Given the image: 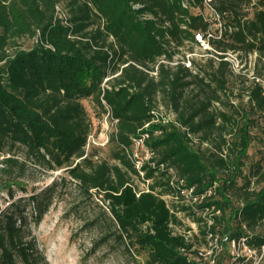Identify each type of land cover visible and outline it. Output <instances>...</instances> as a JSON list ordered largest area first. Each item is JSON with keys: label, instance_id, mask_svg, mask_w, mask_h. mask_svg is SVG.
I'll use <instances>...</instances> for the list:
<instances>
[{"label": "trees", "instance_id": "trees-1", "mask_svg": "<svg viewBox=\"0 0 264 264\" xmlns=\"http://www.w3.org/2000/svg\"><path fill=\"white\" fill-rule=\"evenodd\" d=\"M64 1L68 14L60 17ZM26 36L35 39L31 47L9 52ZM205 45L210 56L202 63L195 49ZM234 54L243 73L233 85ZM84 99L105 112L108 106L118 119L108 142L115 145L113 164L98 156L99 147L87 150L92 122ZM160 106L175 112V122L145 129ZM143 130L151 133L157 163L144 165V177L124 148ZM2 156L0 189L12 199L29 161L64 168L85 195L103 203L116 228L111 236L145 252L146 264H205L190 254L191 236L176 232L179 212L201 226L205 243L223 226L230 241L246 238L262 252L264 0H0ZM161 163L194 188L189 197ZM134 176L147 188L139 189ZM54 185L0 209V264H50L29 238L30 217L43 219L52 204L44 196ZM194 197L200 201L191 204Z\"/></svg>", "mask_w": 264, "mask_h": 264}, {"label": "rangeland", "instance_id": "rangeland-1", "mask_svg": "<svg viewBox=\"0 0 264 264\" xmlns=\"http://www.w3.org/2000/svg\"><path fill=\"white\" fill-rule=\"evenodd\" d=\"M66 4L64 1L58 6L57 10L60 17H65L68 14V10L65 8ZM194 12H197V10H194ZM34 43L35 39L32 37H22L16 40V45L15 42L11 43L9 52L15 51L18 46L29 48ZM206 46H196L195 49L196 56L202 63H205L206 58L210 56L205 50ZM231 59L235 63L239 61V66L234 64L235 75L232 76V84L234 85L236 80L240 79L237 77L238 74L243 73L241 69L243 65L240 64V59L235 54L231 56ZM256 59L257 54H251L248 59L250 68L248 76L250 78H253V65ZM245 64L246 61H244ZM82 102L91 118V133L98 140L104 142L103 133H113L112 120L107 119V112L96 107L92 99H84ZM236 102L238 101L236 100ZM160 109L163 110L166 118L168 108L160 106ZM92 147H99V157L108 160L111 164L116 162L112 158L114 144L96 145L92 143ZM259 147L260 143H254L250 150L251 157L254 160L259 157ZM18 156L25 159L22 152ZM2 159L3 156L0 157V161ZM28 165L26 174L17 182L14 199L9 196L7 190L0 189V209H3L10 201L18 199L20 196H30L33 192L47 191L57 182L54 189L46 193V197L44 196L45 199L49 198L52 204L43 219L34 221L30 217L29 238L36 240L50 264H146L147 255L145 252L134 253L133 250L129 251L124 244H120L111 236L116 228L110 214L105 213L107 209L103 203L96 197L85 195L80 190L77 182L70 177L64 168L36 167L31 161L28 162ZM62 176H66V179L62 180ZM134 183L139 189H146L149 184V182H145L137 176H134ZM20 186L27 187V192H23ZM167 199L171 204L172 199L170 197H167ZM198 214H201V212ZM178 215L183 223L181 229L188 230L191 228L189 230L190 236L195 246L207 247L208 245L203 241V234L200 232L201 226L185 213L179 212ZM229 218L230 214L227 211L226 221ZM218 230H220L219 233L211 240L218 246L216 251L220 264H264V249L262 252L258 250L250 252L239 242H236V246H234L223 236L224 227L220 226ZM240 257H245L247 260H241Z\"/></svg>", "mask_w": 264, "mask_h": 264}, {"label": "built area", "instance_id": "built-area-1", "mask_svg": "<svg viewBox=\"0 0 264 264\" xmlns=\"http://www.w3.org/2000/svg\"><path fill=\"white\" fill-rule=\"evenodd\" d=\"M199 38H200V36H199ZM231 56L232 55H230L229 59L233 62V64H237L239 66V61H237V63H235L231 59ZM187 64L190 65V62H188ZM107 108H108L107 119L110 118L112 120V123L114 126L113 132L117 131L118 119L113 117L112 112L108 106H107ZM164 116L165 115L163 114V110L160 109V111L156 113L155 119L152 122H149L145 125V129H148L150 126V123H153V122H162L163 124H168L170 122H175V120H176V114L172 110L168 111V113L166 114V118ZM161 133H162L161 130H156L155 134L160 135ZM110 136H111L110 133L104 132L103 133L104 142H101L100 140H98L96 138V136L94 134H91L88 138L87 150H89L91 148L92 143H94L96 145H106L110 140ZM150 139H151V133L147 130H145V131L143 130V131H140L137 135L132 137V141L129 145L124 146L125 152L127 153L130 161L134 164V166L140 172L142 177H144V175H145V171L143 169L145 164H148L152 167H155L157 165L156 160H155L156 151L150 145V143H149ZM160 168L162 170L168 171L169 174L172 176L171 182H172V185L174 188L181 190L182 194H185L187 197L190 196V194L193 192L194 188H187L186 183L184 182L183 179H179V177L177 176V172L173 167H169L165 163H161ZM140 193H141V191L138 192V195ZM187 200L189 202L191 201V204H194V203L200 201L198 197H194L193 200H191V198H187ZM175 229H176V232H178L179 234L185 233L186 236L188 234L190 235V231L187 232L186 230H182L181 226L175 225ZM212 236H213V234H210L208 236L209 241H208V243H206L208 245L207 247L201 248V247H196L194 245V247L192 248L194 250V253H190L194 257V259L199 260V261H203L205 264H216L217 263V251H216V249L218 246L212 242V240H211ZM226 239L228 241H230L228 239V237H226ZM230 242L233 243L234 246H236V242H239V244H242L244 246V248L249 250L250 252H252L254 250L248 246V244L246 243V238H241V240H239V241L232 240ZM254 252H256V250H254ZM248 257H250V256L248 255Z\"/></svg>", "mask_w": 264, "mask_h": 264}]
</instances>
